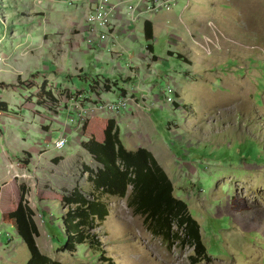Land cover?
Masks as SVG:
<instances>
[{
	"label": "rangeland",
	"instance_id": "1",
	"mask_svg": "<svg viewBox=\"0 0 264 264\" xmlns=\"http://www.w3.org/2000/svg\"><path fill=\"white\" fill-rule=\"evenodd\" d=\"M92 1L0 0V264L29 258L25 225L8 218L21 195L39 252L60 264H264V0H176L148 15L152 39L145 14L97 35V47L85 27ZM109 119L126 150L144 148L163 168L200 226L205 260L167 247L126 198L107 196L91 230L102 254L63 248L62 198L92 191L81 144L103 139Z\"/></svg>",
	"mask_w": 264,
	"mask_h": 264
},
{
	"label": "trees",
	"instance_id": "2",
	"mask_svg": "<svg viewBox=\"0 0 264 264\" xmlns=\"http://www.w3.org/2000/svg\"><path fill=\"white\" fill-rule=\"evenodd\" d=\"M143 33L147 40L152 39L150 20L144 21ZM146 47L152 52L150 43ZM40 92L39 97L53 100L44 85ZM103 135L102 142L91 137L81 144L95 164L94 168L85 167L92 191L88 198L75 187L62 198L63 204L69 207L62 219L66 232L63 248L73 251L76 245L87 243L95 252L102 254L101 243L91 230L96 227L95 221L101 223L108 216L107 206L101 200L107 196L126 198L127 207L143 218L146 230L167 247H188L193 252L190 260H205L208 250L202 243L200 226L189 213L187 204L173 195L172 183L153 155L144 148L126 150L113 119L107 120ZM31 217L32 213L25 207L21 195L16 209L8 214V218L26 227L19 233L29 252L26 264H60L39 252L34 241L38 231Z\"/></svg>",
	"mask_w": 264,
	"mask_h": 264
},
{
	"label": "built area",
	"instance_id": "3",
	"mask_svg": "<svg viewBox=\"0 0 264 264\" xmlns=\"http://www.w3.org/2000/svg\"><path fill=\"white\" fill-rule=\"evenodd\" d=\"M176 3V0H136L134 4H128L126 6V14L128 21L133 23L139 17L145 14L156 13L161 10H168ZM115 4H106L105 0H102L93 10H91L85 19V27L88 33L87 42L91 45L96 39L97 35L100 36L101 40H104L108 30L112 25V15L115 10ZM99 86L101 82H98ZM108 83H105L107 86ZM107 103H98L95 105L96 109L99 111L105 110V105ZM108 105V104H107ZM114 105L109 106V110H113ZM66 144V139L64 137L58 138L54 147L56 149H61Z\"/></svg>",
	"mask_w": 264,
	"mask_h": 264
},
{
	"label": "crops",
	"instance_id": "4",
	"mask_svg": "<svg viewBox=\"0 0 264 264\" xmlns=\"http://www.w3.org/2000/svg\"><path fill=\"white\" fill-rule=\"evenodd\" d=\"M133 0H105V2H110V4L112 3V4H115L116 5V7H115V10H114V12H113V15H112V27H111V29H112V32H111V36H110V38L111 37H113V36H116V35H118L119 33H122V31H120V29L121 28H126L127 29V26H136L137 24V22L134 24V23H130L129 21H128V18H127V14H126V10H125V5H126V3H131ZM100 2H102V0L101 1H98V3L97 4H100ZM95 3H96V0H95V2H93L92 1V6L94 7V5H95ZM93 7H92V9H93ZM91 9V10H92ZM90 10V11H91ZM89 11V12H90ZM148 15L149 14H146L145 16H144V20L145 19H147V20H150L149 19V17H148ZM151 21V20H150ZM139 22V21H138ZM151 23H152V26H153V22L151 21ZM131 24V25H130ZM125 29V32L126 31H129V29L128 30H126ZM120 31V32H119ZM93 44H94V46H96L97 47V44L98 43H96L95 41L93 42ZM102 46H104L103 44H101ZM99 46H100V44H99ZM87 47H88V49H90V51H92L91 49H93V47L92 46H88L87 45ZM89 51V52H90ZM112 81V80H111ZM113 82V81H112ZM97 140V139H96ZM102 140L103 139H101V140H97V141H99V142H102ZM85 141H87V140H85ZM84 141V142H85ZM162 168V167H161ZM163 169V168H162Z\"/></svg>",
	"mask_w": 264,
	"mask_h": 264
}]
</instances>
